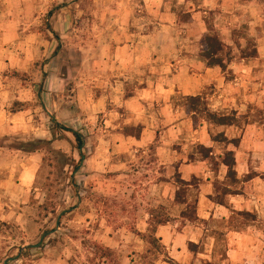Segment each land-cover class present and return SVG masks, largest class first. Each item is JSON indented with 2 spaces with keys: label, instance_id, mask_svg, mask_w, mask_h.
Segmentation results:
<instances>
[{
  "label": "rangeland",
  "instance_id": "obj_1",
  "mask_svg": "<svg viewBox=\"0 0 264 264\" xmlns=\"http://www.w3.org/2000/svg\"><path fill=\"white\" fill-rule=\"evenodd\" d=\"M122 28L149 38L141 114L126 108L138 82L128 81L118 97L111 89L108 43ZM210 28L232 50L228 69L218 67L224 88L208 85L202 39ZM255 50L257 57L243 58ZM182 62L199 80L197 113L190 96L162 88ZM205 110L231 117L228 137ZM50 115L84 136L83 158L71 133L54 132ZM0 123L22 126L0 136V186L33 181L26 205L0 210L13 213L0 221V264H264V0H0ZM250 126L260 140L251 136L241 155ZM126 128L146 129L149 141H130ZM208 135L217 141L209 159ZM231 150L236 174L228 176ZM159 154L180 163L164 169ZM197 162L201 177L183 189L179 167ZM208 170L210 199L228 218L187 221L183 212L196 207L198 215ZM180 188L189 207L176 202ZM238 195L250 204L245 211L230 205ZM160 220L186 235L151 244L150 226ZM230 232L245 237L239 261L227 256Z\"/></svg>",
  "mask_w": 264,
  "mask_h": 264
},
{
  "label": "crops",
  "instance_id": "obj_2",
  "mask_svg": "<svg viewBox=\"0 0 264 264\" xmlns=\"http://www.w3.org/2000/svg\"><path fill=\"white\" fill-rule=\"evenodd\" d=\"M162 13V11H160ZM149 38L147 35H143L142 32L138 31L132 33L131 31L122 28L121 30H118L114 33L112 38H110L109 41V47L111 49H114L113 56H110L107 60L108 65L113 66V72L110 75V77L113 79L112 81L114 82V85L111 89H114L115 93L113 97H118L120 96L119 93H125L126 92V87H129L128 81H135L138 82L139 84L136 86V90L133 92V96L131 99L126 101V108L131 109V111H138L139 114L143 113L142 108L144 101V97L146 96L148 89H149V84L147 81L148 80V63H149ZM102 63V61H101ZM155 63V62H153ZM183 65L179 67L178 73L173 75L172 79H169V82L164 84L166 87H162L163 90L166 92L168 95L174 94L176 91H179L180 93H183L185 96H190V97H196L198 95H201L199 93V88H197L196 82L199 80L195 78V76L190 75L189 71V66H192L191 62H182ZM193 63V62H192ZM189 65V66H188ZM201 66V64H200ZM204 66V65H203ZM201 66V67H203ZM219 69L218 67L215 68H209L208 67V85H218L220 84L222 87H225V80L218 76ZM197 77V76H196ZM148 84V89L147 87H143L144 83ZM162 93H164L162 91ZM112 96V95H111ZM130 101V102H129ZM227 99H224L223 102H221V105H228ZM99 107L102 105V101H98ZM132 104H135V107H132ZM114 113V111H111ZM21 118L22 116L18 115V118ZM56 119V117H55ZM19 121L21 119H18ZM57 120V119H56ZM61 124V123H60ZM253 128L257 129V126H250L249 129H252V131H246L244 136H243V141L242 145L240 148L241 155L243 153V148H245V143L247 142L248 139H250L251 136L255 138L256 142L259 139L257 136V131L253 132ZM19 129H22V126H18L17 124H6V123H0V136L3 135H8L11 134L12 131H18ZM219 133H224L227 137L230 134L231 128L229 126H220L217 128ZM258 130V129H257ZM148 132V131H147ZM148 133H146V129H144L142 136L138 139L135 137H129L128 139L130 141L138 143V145H144L146 142L149 141V138H146L145 136ZM210 135H208V149L214 148L215 144L217 141L212 138ZM203 143V142H202ZM207 145V144H206ZM232 151V150H231ZM239 154V153H238ZM238 156V155H237ZM159 157L161 161L163 162L162 165L165 167L164 169L170 170L171 168L176 169L178 166L177 162L178 159L174 155H169L168 158L166 159L164 154H159ZM96 159L98 162H100L102 159L104 161L107 160L106 155H101L98 154L96 155ZM96 161V162H97ZM165 161L169 163H165ZM177 162V163H176ZM101 164V163H98ZM198 164H203V163H184L182 164L179 168V170L182 172L183 175V180L185 181H190L193 177H201L200 174L197 172L198 171ZM103 165V163H102ZM214 177V174L208 170V186H202L201 190V196L199 198V203H198V215L200 219L210 221L212 218L215 219L218 215H221L222 219L224 217H227L228 209L225 206L218 205L211 201V197L214 194V180H212ZM24 178V176H23ZM33 181L30 179L28 180V187H32ZM2 185L0 186V210L5 209L6 207L9 208L10 210L15 209L16 207H20L17 205L19 202L20 205H26L29 201V196L28 193L32 192L31 188L27 189L26 184H15L13 181L8 180L6 182H2ZM157 187H162L160 188L163 190V185H157ZM240 198V195L236 197H231L230 205H232V208L235 210L240 211L239 209L241 208L243 211H245V208L250 207V204H245L243 200L237 199ZM233 203H236L237 206L233 207ZM15 207V208H13ZM257 208V205H255ZM259 210V208H258ZM8 214H13L10 212H7L6 216L3 215V213L0 211V221H3L4 216L7 217ZM228 218V217H227ZM225 218L226 220H228ZM224 220V219H223ZM187 229V228H186ZM188 231V230H185ZM257 231V230H256ZM192 235H194L192 238H190V242H195L196 243V237H195V232H190ZM186 235V233L181 232L178 233L176 231H170L168 230L167 226H162L158 229L157 231V237L159 239H162L163 242L166 241H171L174 237L182 238ZM196 235H198L196 233ZM230 240V245H229V250L227 251V256L228 259H236L237 261L240 260L241 258V252H239L238 246H241L243 244L244 238L240 233H234L230 232L227 236ZM248 238V237H247ZM258 240V239H257ZM208 255L211 253L212 248L214 247V241H213V236L212 234L208 231Z\"/></svg>",
  "mask_w": 264,
  "mask_h": 264
},
{
  "label": "trees",
  "instance_id": "obj_3",
  "mask_svg": "<svg viewBox=\"0 0 264 264\" xmlns=\"http://www.w3.org/2000/svg\"><path fill=\"white\" fill-rule=\"evenodd\" d=\"M208 35L203 37L202 43L204 46V51H203V57L206 59L208 63L209 68H215L219 67L221 68L224 72L228 69L229 63L232 62V56H231V48L227 46L219 37L217 33L214 32L213 28H210ZM258 51L255 50L254 54L252 56H245L243 57L244 59H249V58H255L257 57ZM189 102L191 104V112L197 113L200 107V99L198 97H189ZM207 113V116H209L210 121L214 122L215 125L218 126H233L234 122L231 119L230 116H219L215 113H209L208 110H205ZM51 116V121L53 124V130L55 132L56 129H60L64 132L71 133L76 141V149L78 150L79 154L81 157H84L83 154V149L85 148V140L84 136L80 133L75 131L72 128H68L62 124H60L56 119L55 116ZM139 131L138 133L133 132V128H126L125 129V135L129 137H135V138H140L141 137V128H137ZM224 142H228L229 144L234 145L236 148L240 146L241 140L239 139H234V140H228L227 138H224ZM204 149V148H203ZM205 151H208V156H206L208 159L211 157L212 151L211 149H208ZM235 152L234 151H228L226 153V158L223 161V165H225L228 169V176L235 175L236 170V158H235ZM79 168V166H76V169ZM180 183L184 186L183 189H188L191 186V183L185 182L182 179H180ZM188 187V188H187ZM187 191L182 190L181 188L178 190L176 194V202L179 204H187L185 200V195ZM187 207L189 205L187 204ZM182 217L186 219L187 221H192L193 219H197V213H196V207L193 208V212L191 215H187L186 212H183ZM195 217V218H194ZM166 221L160 220L157 222L155 225L150 226V236H149V241L151 244L159 245L160 239L157 238V227L158 226H163L165 225Z\"/></svg>",
  "mask_w": 264,
  "mask_h": 264
}]
</instances>
